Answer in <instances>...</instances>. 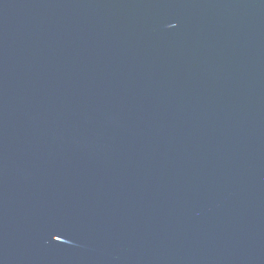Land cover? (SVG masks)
Listing matches in <instances>:
<instances>
[{
  "label": "water",
  "instance_id": "95a60500",
  "mask_svg": "<svg viewBox=\"0 0 264 264\" xmlns=\"http://www.w3.org/2000/svg\"><path fill=\"white\" fill-rule=\"evenodd\" d=\"M0 264H264V0H0Z\"/></svg>",
  "mask_w": 264,
  "mask_h": 264
},
{
  "label": "snow or ice",
  "instance_id": "6c2138e0",
  "mask_svg": "<svg viewBox=\"0 0 264 264\" xmlns=\"http://www.w3.org/2000/svg\"><path fill=\"white\" fill-rule=\"evenodd\" d=\"M57 239H58V237H57Z\"/></svg>",
  "mask_w": 264,
  "mask_h": 264
}]
</instances>
